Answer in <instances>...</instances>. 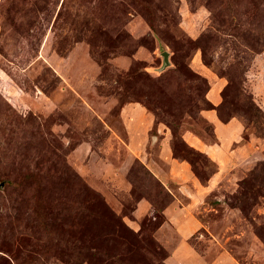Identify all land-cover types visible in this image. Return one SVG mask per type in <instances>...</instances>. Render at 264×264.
<instances>
[{
  "label": "rangeland",
  "instance_id": "374dc122",
  "mask_svg": "<svg viewBox=\"0 0 264 264\" xmlns=\"http://www.w3.org/2000/svg\"><path fill=\"white\" fill-rule=\"evenodd\" d=\"M0 182V264H264V0H0Z\"/></svg>",
  "mask_w": 264,
  "mask_h": 264
},
{
  "label": "water",
  "instance_id": "95a60500",
  "mask_svg": "<svg viewBox=\"0 0 264 264\" xmlns=\"http://www.w3.org/2000/svg\"><path fill=\"white\" fill-rule=\"evenodd\" d=\"M165 55V61H166V63H168L169 61H168V54H167V52L166 53H164ZM3 183L2 182H0V185H2Z\"/></svg>",
  "mask_w": 264,
  "mask_h": 264
}]
</instances>
